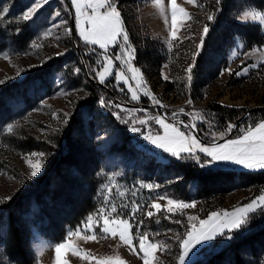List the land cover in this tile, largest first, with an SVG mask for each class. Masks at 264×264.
Returning a JSON list of instances; mask_svg holds the SVG:
<instances>
[{"label": "rangeland", "instance_id": "374dc122", "mask_svg": "<svg viewBox=\"0 0 264 264\" xmlns=\"http://www.w3.org/2000/svg\"><path fill=\"white\" fill-rule=\"evenodd\" d=\"M115 3L121 13L124 31L129 37L133 53L132 67L139 70L140 76L133 80L127 65L114 60L112 74L101 83L97 73L103 70L105 52L98 46L84 43L77 34L75 9L71 6V0H47L27 21L23 16L33 6V0H0V14L4 7L8 8V12L0 19V264H14L6 256L2 243L9 229L7 209L4 207L18 200L27 209L20 218L22 224L28 225L27 247L35 258V264H55L54 246L58 242L44 236L41 227L47 216L51 221L55 219L52 223H56V218H64L68 214L70 193L64 188L65 180L54 183L49 187L52 189L50 191L38 188L37 179L45 173L47 161L58 149L67 148L66 152L71 158L69 166L59 169L65 178H70L79 168L86 173L87 169L91 170L89 173H96L97 178L101 176L94 198L97 204L90 214L81 219L77 228L67 229L63 240L59 242L69 239L70 231L79 230L81 234L91 235V232H85V225L91 216L99 221V226L95 228L97 239L84 241L73 236L71 243L82 254L89 253L97 258L119 256L125 264H143V253L139 252L137 240L133 241L136 246L133 252L119 237L112 238L100 232L103 221L98 210L102 207L110 210L115 205L122 218H130L132 207L138 205L139 210L130 223L136 226L135 233H143L139 223L149 218L147 212L157 214L155 209H151V203H160L165 224L160 231L156 225L155 231L162 235L151 240L163 242L168 247L157 251L154 264H179L177 257L182 249L177 237L183 238L193 223L188 220L189 216L197 217L194 223L198 225L200 219H207L212 212H232L264 195V189L258 195H252L249 189L206 196L193 195L192 192L185 195L180 190V177L162 180L158 176L171 164V160L188 158L198 163V158V165L203 169L233 170L231 167H234V170L245 172L264 169L249 170L229 162H211L210 157L199 152L195 158L187 153L177 158L144 138L149 134L163 135V129L155 123L158 117L165 118L166 122L175 124L188 135L202 131L208 142L221 139L222 133L225 137L229 132L227 126L234 123L224 124L206 109L213 103L242 109L238 113L242 116L236 126L238 134L229 139L239 137L253 120H257L256 116L246 112L264 107V23L259 20L240 22L237 17L245 10H250L251 5L262 9L251 0H223L220 8L223 20L217 22V31L211 33L215 22L209 20L208 16L213 17L212 8L218 0H196L195 6L187 0H177L178 6L183 7L191 19L178 24L177 39L171 40L169 0H162L163 10L156 5L155 0H115ZM68 13L72 15L75 35L80 42L101 51L89 49L85 52L88 59L83 61L87 74L109 88L121 102L133 106L119 102L112 105L104 96L89 101L86 86L89 80L71 42ZM229 23H238L251 30V34H254L251 46L247 45L246 38H241L239 28L228 30L227 27H231ZM205 27L208 28L207 34L203 32ZM169 43L172 45L171 51ZM113 47L110 46L107 53L109 57L121 54L125 48L122 43ZM253 64L256 67H252ZM188 68L193 70L191 81L188 80ZM245 68L248 69L246 75L243 74ZM118 72L124 73L128 84L116 80ZM164 76L169 78L165 80ZM110 79L111 82L106 85ZM137 83L140 84L139 89ZM129 86L137 90V100H132ZM145 91L150 95H144ZM155 100H159L163 107L155 104ZM141 120L147 123L141 124ZM261 121L264 120L257 123ZM185 122H188L189 127ZM193 124L195 128L191 127ZM9 126L12 127L11 132L8 131ZM134 128L139 131H133ZM129 134L132 137H128ZM135 136L142 142H137L133 138ZM123 145L127 146L125 152L121 151ZM203 145L211 147L218 143ZM31 153H45V156L30 157ZM29 158L33 161L43 160V167L36 177L31 176L27 166ZM127 172L139 178L152 179L147 183L129 176L146 187L153 186L147 187L152 191L149 202L131 201L128 206L121 203V200L134 198V194L125 186L129 181L121 180ZM113 181L116 187L113 188L109 203L105 204L104 197L108 194L105 186L111 187ZM119 192L124 195L120 196ZM38 196L42 202H34ZM159 196L186 203L195 202L196 207L168 212L167 201L157 200ZM134 199L142 201L140 196ZM175 215H178L176 219L173 218ZM139 218V223L134 224ZM145 227L147 231L149 226ZM45 229L50 234L55 232V227L49 225ZM229 242L226 236L204 241L194 253H190L185 264L200 260L205 254L224 248ZM62 259H66L68 264H95V260L81 259L70 252L62 254Z\"/></svg>", "mask_w": 264, "mask_h": 264}, {"label": "snow or ice", "instance_id": "6c2138e0", "mask_svg": "<svg viewBox=\"0 0 264 264\" xmlns=\"http://www.w3.org/2000/svg\"><path fill=\"white\" fill-rule=\"evenodd\" d=\"M188 3L196 5V0H187ZM43 3H47V0H33V6L29 7V10L24 14L23 19L25 21L32 18L33 13L37 11ZM158 7L163 10L162 0H155ZM71 6L75 9V23L76 32L79 37L88 45L98 46L99 49L105 52V63L103 70L97 73L99 81L105 82L106 76L111 75V69L113 67V61H120L122 64L127 65V70L132 74V79L136 80L140 76L138 69L133 68L131 59L133 53L129 44L128 34L124 31L122 25L121 13L115 3V0H71ZM169 11L171 15V27H170V39L176 40L177 33L179 31L178 24L183 20L191 19L189 13L183 8L178 6L177 0H169ZM8 12V8L4 7L0 19L3 18V14ZM59 15V13H57ZM246 16L253 18L257 17L255 11L250 10L246 13ZM211 20L213 17L208 16ZM261 23H264V17H259ZM167 23V18L165 17ZM203 32L207 34L208 28L205 27ZM45 35H48L46 33ZM203 39H201V43ZM121 43L125 46L121 54L109 57L107 55L110 46H119ZM33 47H39V45H33ZM169 51H171L172 45L168 44ZM168 67V65H165ZM252 67H256L255 64ZM189 75L188 80L192 79V68L187 69ZM248 69L243 70V74H247ZM241 74V73H237ZM169 77L164 76L167 80ZM116 80L123 81L128 84V79L123 72L116 74ZM140 88V84L137 83V89ZM132 100H137V90H134L129 86ZM144 95H150L147 91ZM155 104L163 107L159 100H155ZM191 104V101H189ZM183 111V110H181ZM66 122V121H65ZM141 124L147 123V121L141 120ZM155 123L163 129V135H146L144 138L154 144L157 148L163 149L164 152L171 153L173 156L180 158L182 153H187L190 156L196 157L197 152L203 153L206 157L211 158V162H229L235 165H240L245 169L257 170L264 169V121H261L253 126L246 127L241 135L236 139H229L226 143L206 147L195 135H188L182 131L175 124L166 122L165 118H155ZM191 127L195 128L193 124ZM234 125H228L227 130L231 131ZM8 131H12V127L9 126ZM133 131H139V129H133ZM223 139V133L221 134ZM45 153H31L30 157L43 158ZM197 162L200 161L197 158ZM27 166L30 169L32 177H36L43 167V160L36 159L33 161L31 158L27 160ZM112 179L111 177L109 178ZM115 182L113 181L111 187L105 186L108 193L104 197L105 204L110 201L111 193L115 188ZM143 187V185H142ZM148 188H152V185H147ZM123 196V192L118 193ZM157 200H166L167 211L175 212L181 209L195 208V202L186 203L183 201H177L167 198L166 196H159ZM151 209H155L156 213L161 211L162 205L158 202H153L150 205ZM139 210L138 205H134L131 209V217L134 218L135 213ZM258 210H264V195H260L253 199L248 204L236 208L232 212L225 211L223 214L212 212L207 219H200L198 225L194 223L197 221V217L189 216L188 220L193 222L190 224V228L184 234L183 238L177 237L179 247L182 249L181 254L177 257L179 264H185L186 258L190 253H194L197 250V246L201 245L204 241H210L216 239L218 236H226L227 239H233L230 233L239 231L251 217V214ZM100 213V219L103 221L100 232L105 236H111L112 238L119 237V240L127 245L133 252L136 251V246L133 241H138L139 252L143 253L141 259L143 264H154L157 260L156 253L159 249H167V245L163 242H156L151 240L149 233L136 232L133 233L134 225L130 223V218H122L115 205H112L110 210L101 208L98 210ZM155 213L149 211L146 215L151 218ZM179 223V221H176ZM99 226V221L93 217H89L85 225V232H91V235L81 234L79 230L70 231L68 233L69 239L62 243H57L54 246L55 251V264H68L66 259H62V254L70 252L73 256H80L81 259L95 260V264H125L119 256H105L97 258L91 256L89 253H81V250L74 247L71 243V237L75 236L81 240H96L97 234L95 228Z\"/></svg>", "mask_w": 264, "mask_h": 264}, {"label": "trees", "instance_id": "16d2710c", "mask_svg": "<svg viewBox=\"0 0 264 264\" xmlns=\"http://www.w3.org/2000/svg\"><path fill=\"white\" fill-rule=\"evenodd\" d=\"M251 1L254 2L256 7L264 10V0ZM222 2L223 0H218V3L215 4V6L212 8L214 20L213 22H215V24L211 33L217 31L219 26L217 22L223 20L220 9L222 6ZM67 18L70 23V16L68 15ZM228 25L231 26L227 27L228 30H232V28L233 30L234 28H239L238 33L240 34L241 38H246L247 45L251 46L252 43H250V41L252 40V36L254 34H251L252 32L250 29L245 26L239 25L238 23H229ZM76 42L79 46L81 58L84 61H87L88 59L85 52H87L89 49H93L94 52H101L95 47H90L88 45L82 44L77 36ZM115 47L116 46H114L112 49H114ZM76 55L78 54L76 53ZM111 80L112 79L106 81V85L110 83ZM86 86L89 90V101L91 100V98H96L99 100L104 96L109 102L112 103V105L118 103L113 99L112 95L105 88L94 84L92 81H87ZM206 109H208L213 115H216L217 119L224 124H226L227 122H233L235 124L237 119L241 116L238 113L242 111V109L239 108H227L214 103L209 104ZM249 114L251 116L254 115L257 117V120H253L250 126L257 124L259 120H264V109H257L256 111L254 110L252 112H249ZM237 130L238 129L234 130L231 137L238 134ZM197 135L204 141L209 140L204 137L202 131H198ZM127 136L132 137L131 134ZM133 138H135L137 142H142L139 140L138 136H135ZM121 149H123L121 150L122 152H125L127 150V146L123 145ZM66 151L67 148L55 150V155H52L45 165V173L37 179V184L39 185L38 188H47L50 191H52V189H50L49 187H51L54 183H59V180H65L66 186L64 188H67L68 192L70 193L68 196V198H70L68 202V214L64 218H56V223H52V221L54 222L55 219H52L51 221L47 216V218H45L46 221L41 227L43 228L42 231L44 236H47L49 239H53V241H56L58 243L63 240L67 229L74 230L75 228H77L80 225L81 219L85 218L88 213L90 214V211H92L94 205L97 204L96 199L94 198L97 192V185L100 184L98 179H101V176L97 178L96 173H89L91 172V170L87 169L86 173L83 172L81 168L77 169L70 178H65L63 175H61V168L67 167L71 164L69 152ZM163 170L164 171H161V174L158 173L159 178L162 180L169 177H180L182 179L180 183V190L185 192V195L190 194L191 192L193 193V195L199 194V196H206V194L215 195L216 193L220 194L229 192L231 190L233 191L235 189H249L252 195H258L260 191L264 189V171L245 172L219 168L203 169L198 165V163L188 158H181L180 160L178 159L174 161L171 160V164ZM98 171H101V168H99V166ZM77 176L82 178H78ZM129 176L135 175L131 172H127L121 180L126 181L127 179V181L129 182L125 184L126 188L130 191L131 194H134V198L140 196L142 201H139L140 199L134 198L128 200L127 198L126 200H121V203L128 206L131 201L135 203L149 202V200L152 198V191L151 189H148L145 184H141L140 181L145 180V182L150 183L152 179L150 177L139 178L135 176V178H139V180L143 179L139 181L133 180ZM190 185L193 186L192 189H190ZM38 201L42 202V198L40 196H38V199L34 202L38 203ZM65 206H67V204ZM4 208L7 209L6 215L9 227L8 234L2 242L4 243L6 256L10 258V260H12L14 264H35V258L33 255H31L32 253L28 250L27 247L29 234V229L27 228L28 225L26 226L22 224L20 218V215L22 217V214H24L27 209L19 200L14 202L12 205H7V207ZM162 212L163 211H160L159 213L154 214L151 218L145 219L150 223H147L144 220L139 223L141 219L139 218L135 221L134 224H141V226L138 225L139 228H142L143 233H149L150 239H154L155 237L157 238L158 232L163 228V225L165 224V221L161 217ZM126 216L128 217L129 214H127ZM177 217L178 215H175V217L173 218L176 219ZM144 224H147L145 226H149V229L147 231L145 230L146 227L144 226ZM46 225L55 227V232L53 234H50L49 231H46V229L44 231V227ZM156 225L159 227V231H155L154 228L156 227ZM135 230L136 226L134 225L132 230L134 234ZM160 235H162V233H159L158 236ZM230 235L233 236V239H231L230 242L226 246H224V248L215 249L205 254L204 258L200 260L197 259L196 261L194 260V262L191 264H264V210H258L257 212L251 214V217L249 218L247 224L244 225L241 230L234 231L233 233H230ZM256 259H258V261H255Z\"/></svg>", "mask_w": 264, "mask_h": 264}, {"label": "water", "instance_id": "95a60500", "mask_svg": "<svg viewBox=\"0 0 264 264\" xmlns=\"http://www.w3.org/2000/svg\"><path fill=\"white\" fill-rule=\"evenodd\" d=\"M68 15L70 16V27H69V28H71V33H70V35H71V40H72L71 42L74 44L75 51L77 52V54H78V56H79V58H80L81 65H82V67H83V70H84V72H85V75H86L87 79H88L89 81H92L94 84H96V85H98V86H100V87L105 88L109 93H111L112 91H110L109 88L105 87V86H104L103 84H101L99 81H96V80L92 79V78L87 74V68L85 67V63H84L83 59L81 58V54H80V51H79V46L77 45V42H76V36H75V32H74V25H73L72 15H71V13H69ZM111 95H112L113 99L116 100L117 102H119L120 104H123V105H125V106H133V105H130V103H123V102H121V101L117 98V96H116L114 93H111ZM261 108L263 109L264 107H257L256 109H255V108H253V109H249L246 113L249 114V112H252V111H254V110L256 111L257 109H261ZM241 119H242V116H241V117L236 121V123L234 124L235 127H233L232 130L229 131L225 137H223V139L221 138V139H218V140H216V141L208 142V141H204L203 139H201V138L197 135L196 132H195V134L193 133V135H195V136H196V137L202 142V144H217V143L219 144V143L223 142L224 140H227V139H229V138L231 137L232 133H233L234 130L236 129V126H237L238 123L241 121ZM175 121H176V120H175ZM185 124H186L187 127H189V126H188V122H185ZM189 129H190V128H189ZM191 130H192V129H191ZM134 135H135V134H134ZM203 141H204V142H203Z\"/></svg>", "mask_w": 264, "mask_h": 264}, {"label": "clouds", "instance_id": "9594fccd", "mask_svg": "<svg viewBox=\"0 0 264 264\" xmlns=\"http://www.w3.org/2000/svg\"><path fill=\"white\" fill-rule=\"evenodd\" d=\"M250 10L255 11V13L257 14L256 18H253L251 16H246V13H248L250 10H245L240 16L237 17V19L240 22H245V21H252V20H259V17H264V10H260L255 8L254 5L249 6Z\"/></svg>", "mask_w": 264, "mask_h": 264}, {"label": "crops", "instance_id": "0c3cea01", "mask_svg": "<svg viewBox=\"0 0 264 264\" xmlns=\"http://www.w3.org/2000/svg\"><path fill=\"white\" fill-rule=\"evenodd\" d=\"M231 169H233L234 170V167H231ZM236 170V169H235ZM238 171V170H237Z\"/></svg>", "mask_w": 264, "mask_h": 264}, {"label": "bare ground", "instance_id": "6f19581e", "mask_svg": "<svg viewBox=\"0 0 264 264\" xmlns=\"http://www.w3.org/2000/svg\"><path fill=\"white\" fill-rule=\"evenodd\" d=\"M111 94V93H110Z\"/></svg>", "mask_w": 264, "mask_h": 264}]
</instances>
